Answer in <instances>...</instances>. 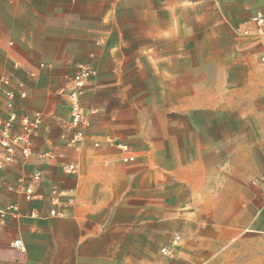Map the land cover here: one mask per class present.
I'll use <instances>...</instances> for the list:
<instances>
[{
  "label": "crops",
  "instance_id": "0c3cea01",
  "mask_svg": "<svg viewBox=\"0 0 264 264\" xmlns=\"http://www.w3.org/2000/svg\"><path fill=\"white\" fill-rule=\"evenodd\" d=\"M263 8L264 0H0V134L10 114L8 90L27 94L14 99L20 116L40 112L44 117L32 156L25 159L17 150L1 173L0 264H233L234 237L202 228L181 235L172 258L162 256L170 237L161 236V201H170L174 189L162 183V175L165 180L171 173L160 158L203 157L194 145H176L196 138L177 135L178 112L237 109L233 100L209 106L203 99L210 67L217 78L232 79L218 93L247 89L254 95L252 108L264 109V41L243 34ZM80 66L92 70L80 96L89 137L76 148L60 136L71 121L69 95ZM4 78L14 84L2 87ZM141 110L155 127L149 134L142 129ZM19 132L16 126L13 134ZM206 138L201 135L200 141ZM129 144L137 157L130 165L122 163L120 150ZM2 154L0 145V160ZM241 154L238 148L232 157ZM234 162L228 181L238 196L195 202L229 201L234 222L244 223L250 241H262L264 167L252 158L242 171ZM70 164L76 174L65 173ZM202 164H190L188 183L200 178L203 186L204 169L193 171ZM26 189L33 200L22 194ZM53 189L64 200L73 199L62 216L49 217ZM193 189L190 184L184 189L189 201ZM240 191H247L246 199ZM18 240L25 252L14 247ZM214 242L220 245L211 246ZM146 253H158L164 261L158 255L157 263H146L140 257Z\"/></svg>",
  "mask_w": 264,
  "mask_h": 264
},
{
  "label": "rangeland",
  "instance_id": "374dc122",
  "mask_svg": "<svg viewBox=\"0 0 264 264\" xmlns=\"http://www.w3.org/2000/svg\"><path fill=\"white\" fill-rule=\"evenodd\" d=\"M215 71V67H210L209 89L202 96L203 99L209 101V106H216L218 101L220 102L223 98H225V101H235L238 106L237 109L232 110L209 109L187 114L178 112L176 116L177 127H175L177 135L179 136L181 133H184V135L192 134L196 138H193V143L178 141L176 145L179 148L185 147V149L187 146L194 145L197 147L196 149L200 153V156L203 157L199 159L160 158L162 167L167 168L169 173H171L165 175V178L168 176L165 180L162 175V183H172V189H174V196L170 201H161V236L163 239V235H169L168 244L176 235H185L189 231L199 228L216 233L226 232L234 237L230 245L238 249V251H234L233 255H231L234 261L233 264H245L248 262L264 264V240L253 242L249 240L250 233L247 231L244 223L242 221L241 224L238 221L234 222L232 216L233 207L227 204L229 201H210L205 204H196L195 202V198L200 199L204 196L212 198L223 196L230 199L238 196L239 191L234 188L232 182L228 181V178L233 177L232 166L234 161L236 165H240L242 171L249 167V162L252 158L257 161L258 167H264V109L256 110L252 108L254 95L250 94L247 89L242 91V93H226L225 95L218 93L224 83L227 90L229 88L228 83H232V79L217 78L213 74ZM141 111L145 118V125L142 126V129L146 133L149 130L154 131L155 127L148 126V111ZM143 117L137 118L139 123L141 119L144 122ZM190 122H192V126H188ZM71 133L69 126H67L65 134ZM234 134L240 135L239 142L236 140L232 141ZM201 135H207L206 140L200 141ZM86 137L87 142L89 136L86 134ZM223 137L225 139L224 142ZM91 143H93L94 147H96L94 144H98L94 141ZM198 144L200 146H197ZM129 146L134 148L133 144H129ZM99 147L98 144L97 148ZM238 148L241 149L242 154L239 157H232L233 150ZM250 150L254 151V154L251 156L247 153ZM145 160H140L139 164H145ZM197 161H201L203 164L200 167H195L193 171L196 172L198 170L200 172V168L204 169L205 180L203 186L200 178L189 183L187 180L192 167L190 164ZM147 162L146 165L148 164ZM222 180H225L224 187L222 186ZM189 184L194 188V192L192 193L194 201H189L190 192L184 190L188 188ZM246 193L247 191H240L241 197L246 199ZM241 202L244 203V201ZM241 208H243V205ZM204 217H207L206 221L203 220ZM201 221L203 225H197ZM210 245L219 246L220 244L214 242ZM158 255V253H146L140 255V257H143L146 263H157ZM159 257L164 261L163 257L160 255Z\"/></svg>",
  "mask_w": 264,
  "mask_h": 264
},
{
  "label": "built area",
  "instance_id": "2783aa9c",
  "mask_svg": "<svg viewBox=\"0 0 264 264\" xmlns=\"http://www.w3.org/2000/svg\"><path fill=\"white\" fill-rule=\"evenodd\" d=\"M252 29L244 30L243 34L245 36L261 38L264 41V8L258 10L251 19ZM261 63L264 65V55L260 59ZM92 75V70L86 66H80L77 69L73 81V88L69 95L70 109H71V121L69 124L70 134L63 133L60 139L66 144L79 148L86 143L87 137L85 134V129L89 127V123L84 121L82 116V106H81V92L86 87V82ZM14 83L7 78L2 80V87L10 88ZM21 90L22 84H17ZM6 96L10 100L7 108L10 110L9 118L7 121L2 123V130L0 134V145L3 148V154L0 160V182L1 173L4 167L11 163L13 160V155L17 150L21 151V154L25 159H29L32 156V148L34 138L41 131L44 117L42 113L37 112L32 117L27 115L20 116L14 111V99L19 97L20 99H26L27 94L23 91L16 93L13 90H8L5 92ZM16 126H19L20 132L17 135L13 134ZM96 147L98 144H94ZM120 150L123 154L122 162L124 164H134L137 162L136 153L128 145H121ZM45 156L48 158H55L54 154L46 153ZM64 171L68 175H73L77 173V167L73 164L67 165ZM40 175L35 174L34 180L39 181ZM23 195L28 201L33 200V192L29 189L22 191ZM73 199L68 201L64 200L61 193L57 189H53L50 197L51 210L49 212V217H58L63 215V211L66 210L70 204L73 203ZM13 209V208H12ZM15 209V208H14ZM182 242V236L176 235L173 237L169 243L161 249V254L165 258H172ZM14 247L21 252H25L26 248L22 241L18 240L14 243Z\"/></svg>",
  "mask_w": 264,
  "mask_h": 264
}]
</instances>
